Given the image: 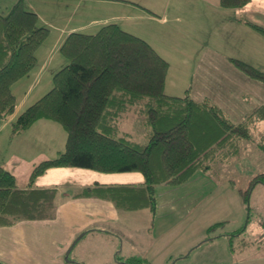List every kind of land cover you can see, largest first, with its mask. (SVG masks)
Here are the masks:
<instances>
[{
    "label": "trees",
    "instance_id": "16d2710c",
    "mask_svg": "<svg viewBox=\"0 0 264 264\" xmlns=\"http://www.w3.org/2000/svg\"><path fill=\"white\" fill-rule=\"evenodd\" d=\"M250 2L220 0V5L240 9ZM244 23L264 38V27ZM49 34V28L41 25L24 0H18L8 12H0V119L15 113L13 86L37 67V50ZM60 53L67 63L54 75L52 89L11 123V132L18 136L38 121H52L67 133L65 149L34 167L26 189H19L15 175L0 167V227L23 220L54 219L58 188H38L35 182L51 169L79 168L101 174L141 173V184L94 183L74 196L106 200L122 211L148 210L152 228L158 186L180 187L198 173H217L242 155L243 143L252 140V130L264 122V104L234 123L211 100L195 101L191 87L183 96L166 94L168 61L147 41L117 24L105 25L95 34H70ZM231 62L264 83V70L235 59ZM135 107L143 117L142 141L130 134L118 135L121 119ZM257 178L264 179V173L253 180L249 190ZM249 190L243 194L246 206ZM225 224L211 225L206 230L207 241L227 236H214ZM245 227L228 236L231 252ZM256 241L264 246V230ZM146 263L142 258L123 262Z\"/></svg>",
    "mask_w": 264,
    "mask_h": 264
},
{
    "label": "crops",
    "instance_id": "0c3cea01",
    "mask_svg": "<svg viewBox=\"0 0 264 264\" xmlns=\"http://www.w3.org/2000/svg\"><path fill=\"white\" fill-rule=\"evenodd\" d=\"M17 1L0 0V12H8ZM24 3L50 34L37 50V67L13 86L15 113L7 120L0 119V167L15 175L19 189L28 187L36 165L65 149L67 133L52 121H38L18 136H12L11 123L52 89L54 75L67 63L61 45L72 33L95 34L105 25H119L147 41L168 61L166 94L183 96L191 87L195 101L211 100L234 123L264 104V83L248 77L231 62L235 59L264 70V38L244 23L264 27V0H251L240 9L223 8L220 0ZM74 169H51L36 180L38 188H58L55 217L0 227V264H123L121 259L131 258L165 264L172 259L173 224L169 217L165 219L166 206L158 197L163 188H157L158 210L152 229L148 210L122 211L106 200L74 196L94 183L141 184V173L85 170L83 176L92 178L93 183L73 186L70 173L79 174L70 172Z\"/></svg>",
    "mask_w": 264,
    "mask_h": 264
},
{
    "label": "rangeland",
    "instance_id": "374dc122",
    "mask_svg": "<svg viewBox=\"0 0 264 264\" xmlns=\"http://www.w3.org/2000/svg\"><path fill=\"white\" fill-rule=\"evenodd\" d=\"M140 112L139 107H135L124 115L119 137L130 134L135 140L141 139L137 141L143 140L145 130ZM252 134L253 139L242 145V155L230 165L220 167L217 173H198L182 187H157L163 188L162 193L159 189L158 197L162 206H166L165 219L169 217L173 224L172 259L165 264H264V246L259 247L256 241L264 230V179L257 178L259 181L249 190L253 180L264 173V141L261 140L264 122L259 123ZM80 170L70 171L79 172L78 176L70 173L73 181L70 184L93 183L92 178L83 176L89 170ZM248 190L249 206H246L243 194ZM167 207L174 211L170 213ZM218 222L226 224L216 230L214 236H227L207 241L206 230ZM243 226L246 229L235 238V251L231 252L228 236Z\"/></svg>",
    "mask_w": 264,
    "mask_h": 264
}]
</instances>
